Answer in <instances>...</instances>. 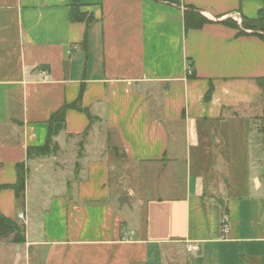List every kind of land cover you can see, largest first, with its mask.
Returning a JSON list of instances; mask_svg holds the SVG:
<instances>
[{
  "label": "crops",
  "instance_id": "crops-1",
  "mask_svg": "<svg viewBox=\"0 0 264 264\" xmlns=\"http://www.w3.org/2000/svg\"><path fill=\"white\" fill-rule=\"evenodd\" d=\"M71 2L0 0V214L24 227L0 264H264L263 172L244 126L264 42L221 23L240 27L264 0H79L88 23L70 21ZM189 10L209 23L186 31ZM75 102L54 137L69 157L28 156Z\"/></svg>",
  "mask_w": 264,
  "mask_h": 264
},
{
  "label": "trees",
  "instance_id": "trees-1",
  "mask_svg": "<svg viewBox=\"0 0 264 264\" xmlns=\"http://www.w3.org/2000/svg\"><path fill=\"white\" fill-rule=\"evenodd\" d=\"M79 0H72L70 4L69 19L71 22H90L91 18L87 17L86 14L79 11ZM184 27L186 31L189 30H198L202 28L203 25L209 23V21L204 18L199 12L189 10L184 12ZM222 24L229 26L234 29H238V35H245L244 30L250 31L249 35L256 36L264 42V10H260L258 15L254 19H247L242 17L240 27L236 25L230 19H225L221 22ZM258 84L262 88V96L264 95V78L258 79ZM211 92L208 91L205 99L210 98ZM75 109L81 111V108L78 106V102H75L70 105H64L59 111L53 114L49 120V131L47 135L46 142L44 146L36 149H28V156L32 153L43 152L48 150V144L52 136L57 135L64 127V115L67 109ZM91 120V118H90ZM26 181V169L24 164L16 166V181L12 186L14 190L15 197L22 198L23 192L25 189ZM1 190V188H0ZM9 241L12 244H23L24 243V227L18 226L14 221L4 217L0 214V242Z\"/></svg>",
  "mask_w": 264,
  "mask_h": 264
},
{
  "label": "rangeland",
  "instance_id": "rangeland-1",
  "mask_svg": "<svg viewBox=\"0 0 264 264\" xmlns=\"http://www.w3.org/2000/svg\"><path fill=\"white\" fill-rule=\"evenodd\" d=\"M244 126L246 130V141H248V144L252 146L254 158L260 160L258 164L262 169L264 179V95L258 103H256L247 111L244 118ZM55 136H52V138L50 139L51 141L48 144V150H45L43 152H36L34 154L35 157L41 159L42 162L51 161L55 164H60L58 162L61 156L65 155V159L69 157V155L67 156L68 152L66 150H63L62 147L55 141ZM80 139L78 140L80 141ZM115 152L117 153V157L121 155L118 149H116ZM111 154L113 155V153ZM121 165H117V169L119 171L121 169ZM247 167V163L244 164L241 160H239L238 164L229 166L228 173L232 177V180L234 182H241V180L247 174ZM255 185L256 187L258 186L257 181Z\"/></svg>",
  "mask_w": 264,
  "mask_h": 264
},
{
  "label": "built area",
  "instance_id": "built-area-1",
  "mask_svg": "<svg viewBox=\"0 0 264 264\" xmlns=\"http://www.w3.org/2000/svg\"><path fill=\"white\" fill-rule=\"evenodd\" d=\"M18 219L24 222V216L22 213L18 214ZM229 231H230V227L227 221V217L224 214L221 218V222H220V240L221 241H225L228 238L229 235ZM196 248L195 246L192 245H188L186 248L187 252H192L194 251Z\"/></svg>",
  "mask_w": 264,
  "mask_h": 264
},
{
  "label": "water",
  "instance_id": "water-1",
  "mask_svg": "<svg viewBox=\"0 0 264 264\" xmlns=\"http://www.w3.org/2000/svg\"><path fill=\"white\" fill-rule=\"evenodd\" d=\"M124 200H125V199H124ZM16 247H17V249H16V250L18 251V247H19V245H17Z\"/></svg>",
  "mask_w": 264,
  "mask_h": 264
}]
</instances>
